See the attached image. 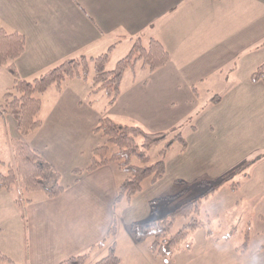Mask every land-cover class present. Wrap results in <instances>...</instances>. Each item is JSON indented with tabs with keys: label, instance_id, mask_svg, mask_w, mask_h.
<instances>
[{
	"label": "crops",
	"instance_id": "obj_1",
	"mask_svg": "<svg viewBox=\"0 0 264 264\" xmlns=\"http://www.w3.org/2000/svg\"><path fill=\"white\" fill-rule=\"evenodd\" d=\"M0 24L25 38L14 63L26 79L67 58L108 51V60L117 49L131 48L136 37L142 43L157 39L169 54L153 71L140 62L129 66L131 73H122L112 103L101 98L100 90L91 95L87 77L66 79L60 89L52 84L39 94L41 124L24 139L58 172L63 190L51 198L37 192L21 208L14 201L17 187L0 188V235L6 236L0 250L10 258L8 264H58L86 251L84 264H94L112 244L118 264H126L122 258L127 264H264L263 239H249L242 248L221 236L196 243L182 252L185 256H169L165 263L150 249L153 236L137 241L130 228L132 221L153 217L147 203L166 196L179 178L214 177L251 148L264 152V83L250 79L264 62V0H0ZM247 59L250 64L241 72ZM12 80L1 66L0 103ZM203 87L207 93L200 102ZM214 96L219 99L211 100ZM179 102L186 106L177 108ZM103 114L151 132L175 126L186 130L180 133L185 149L173 142L179 145H171L164 175L155 182L143 180L141 190L128 200L129 208L122 199L114 202L125 177L115 161L73 172L87 167L92 149L103 142L93 132ZM3 117L12 120L10 114ZM9 124L11 137H17L14 121ZM243 200L254 202V228L262 223L263 229L264 158L236 191L223 185L205 203L214 216ZM113 222L115 233L107 237Z\"/></svg>",
	"mask_w": 264,
	"mask_h": 264
},
{
	"label": "trees",
	"instance_id": "obj_2",
	"mask_svg": "<svg viewBox=\"0 0 264 264\" xmlns=\"http://www.w3.org/2000/svg\"><path fill=\"white\" fill-rule=\"evenodd\" d=\"M24 46L23 34L8 31L0 24V67H5L13 79L12 84L2 94L0 116L10 114L15 120L18 132V136L11 138L10 143L13 163L8 165L5 172L0 171V188L11 191L16 185L19 193L14 201L21 208V204L32 201L33 195L37 192L51 198L63 190V186L58 182V172L46 163L39 152L30 147L24 139L30 131L41 124L37 115L41 107L39 94L52 84L60 89L66 79L86 78L89 64L93 62L91 92L104 89L108 102L112 103L119 94L118 85L125 68L140 62L143 67L153 71L163 66L169 59L168 52L157 39L151 37L147 43H142L140 38L136 37L128 53L117 60L112 69L105 68L109 53L107 51L91 58L93 61L85 56L64 59L32 79H26L18 74L14 63L23 52ZM250 79L251 81L261 80L264 83V62L252 71ZM218 99V96L211 98L213 101ZM93 132L99 133L103 142L92 149L91 162L84 169L90 170L109 161L117 163L124 171L125 177L118 187L114 202L124 198L130 200L135 193L141 190L145 178L148 177L151 182H155L164 175L165 157L174 141L178 140L181 143V150H184L186 146L185 140L177 131V126L167 131L151 132L137 124L117 122L104 114L98 119ZM158 145L162 146L158 148L157 158L152 162L149 155L150 150ZM262 158H264V152L244 158L234 166L232 171L221 174L212 184L209 180L202 178L197 182L203 188L197 195L198 197H192L169 210L153 214V217L149 219L132 221L130 228L135 239L140 241L152 235L151 251L161 256L167 263L171 256V246L184 239L190 230L206 225L207 222L194 215L198 213L199 199L208 198L225 183L231 190L236 191L242 181L249 176L250 168ZM80 171L82 169H73L75 173ZM234 174L239 175V181L233 180ZM164 197L156 200L161 201ZM187 216L186 222L184 221L176 230H171L179 217ZM115 229L116 223L113 222L106 236L112 237ZM106 236L97 245H101ZM226 237L228 236L224 238ZM246 239L247 237L241 244L242 248L246 245ZM260 247L264 248V243ZM88 255V251L72 255L58 264H84ZM9 261L8 255L0 250V264H8ZM119 261L120 258L112 244L108 253L96 260L94 264H118Z\"/></svg>",
	"mask_w": 264,
	"mask_h": 264
},
{
	"label": "rangeland",
	"instance_id": "obj_3",
	"mask_svg": "<svg viewBox=\"0 0 264 264\" xmlns=\"http://www.w3.org/2000/svg\"><path fill=\"white\" fill-rule=\"evenodd\" d=\"M129 49L130 48H128V50L126 49L124 51H123V49H117L116 52L111 53V55H109V58L105 64V68L112 69L115 66V63L117 62V60H119L124 55H126L129 51ZM252 55L253 54H251L249 56V58ZM91 61H93V60L91 59ZM239 64L240 63H238V67H239ZM249 64L250 63H249L248 59L245 60L240 65V71L245 72L246 68L248 67ZM92 65H93V62H91V64L88 67V76L89 77L87 76L88 80L90 79L91 82H92L91 76L93 74ZM130 73H131L130 67L125 68V70L123 71V74H125V76H129ZM131 76H133V74ZM126 79H129V77H126ZM99 90L102 93L101 98L103 96L105 98L106 92L104 91V89H99ZM99 90H97V91H99ZM97 91H95V92H97ZM200 92H201V94H200V98L198 100L200 102H204L207 91L203 87V88H201ZM91 95L93 96V92L91 93ZM98 98H99V95H98ZM101 98H100V100H101ZM107 99H108V97H107ZM100 100H98L96 103V104H98L99 107L102 106L100 104L101 103ZM185 104H186V102H179L178 104H176V107L177 108L185 107L186 106ZM9 121H11V122L14 121V124H15V120L13 119V117H12V120L9 118L8 122H6L5 117L0 116V160H1L0 161V171H2V172H5L8 165L13 163V155H11V152H10L11 150L9 147L10 143H11V138H12L11 137L12 129L10 127ZM15 126H16V124H15ZM165 131H167V130H165ZM177 131H178V133L182 132V134L184 132H186L185 129H181V131H180L179 126L177 127ZM175 145L178 146L179 143H174L173 147ZM161 146L162 145H158V146H156L150 150L149 155H150V160L152 162H154L156 160L157 150ZM260 151H261V149H259V148H251L250 150L244 152L242 155H244V154L245 155L242 156L241 158H239L237 162H235L234 164H232L231 166L226 168L224 171H222L220 174H218L214 177H208V176L204 175V176H201L198 178H194L192 180H186L184 178H179L180 181H177V183L170 190V192H168V193L166 192L167 194L163 200H161V201L156 200L158 198H161V197H157V198L153 199L156 201L151 200L147 203V206L149 207V211L153 214H157L163 210H165V211L169 210V209L175 207L176 205L183 203V202L187 201L188 199H191L192 197H198L197 195L200 193V191L203 190V188L197 184V182L200 179H202V178L207 179L212 184V182L214 180H216L221 174H223L225 172L232 171L234 166L238 162H240L244 158H247V157H249V156H251L257 152H260ZM81 169H82V171L84 170V168H81ZM82 171H80V172H82ZM145 179H149V178L147 177ZM233 180L239 181V175L234 174ZM224 185L228 187L227 183H225ZM13 188L15 189L16 185H14ZM214 193H215V191H214ZM213 194H211V195H213ZM16 196H18V195L16 194ZM34 197L35 196H33V199H34ZM209 197L210 196H208V198ZM208 198L199 199V201H198V213L194 214L195 216H198L203 221L207 222L206 225L203 227H198V228H195V229L189 231V233L187 234V236L184 239H182L180 242H178L177 244H175L173 246L171 256H174L173 257L174 259L175 258L177 259L179 256H185L184 254H182V252L187 253V251L194 249L196 247V245H195L196 243H198V246H200V244L202 245L206 240L212 241L217 236H221L223 239H225L224 237L227 235L228 236L227 240H230V241L234 242L235 244L243 243L245 241L246 237H247L246 241H248L249 239L250 240L251 239H255V240H262L263 239L262 242L264 243V228L261 229L263 224L260 223L257 228H254L253 216H252L253 206H254L253 201H244L243 200L236 207H233L232 209H230L226 212H222V213H219L217 215L210 216V214L206 208V203H205V201ZM259 202H260V199L256 200V205H258ZM263 202L261 204H263ZM122 203H124L125 207H127V208L132 206V205L129 206L128 200H126L125 198L122 199ZM149 218L150 217H148L146 219H149ZM146 219H144V220H146ZM187 220H188V216L187 217H179L174 222L171 230H176L178 227L181 226V224L184 221L186 222ZM5 238H6L5 235H0V240L1 239L5 240ZM149 239H150V237H148L146 240H149ZM186 245H189V248H187ZM178 249L181 250V251H179L180 253L175 254ZM105 254H107V252ZM121 258H122V256H121ZM122 260L126 264L128 263L127 258H126V260L124 258H122ZM171 262H173V261H171ZM14 263L18 264V261L16 260Z\"/></svg>",
	"mask_w": 264,
	"mask_h": 264
}]
</instances>
